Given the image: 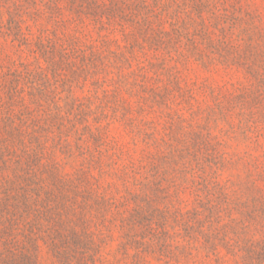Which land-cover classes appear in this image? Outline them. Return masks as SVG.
Wrapping results in <instances>:
<instances>
[{"label": "rangeland", "instance_id": "obj_1", "mask_svg": "<svg viewBox=\"0 0 264 264\" xmlns=\"http://www.w3.org/2000/svg\"><path fill=\"white\" fill-rule=\"evenodd\" d=\"M159 5L163 21L130 50L103 46L91 22L63 25L69 0H0V85L8 68L32 62V78L20 86L36 101L37 120L5 127L9 113L0 107V131L39 130L54 116L72 128V149L84 133L88 157L105 166L96 195L71 206L45 201L44 192L57 188L43 180L16 230L19 246L29 236L45 246L60 224L71 258L7 264H244L232 247L251 238L264 252V0ZM69 35L81 50L60 53ZM38 42L50 61L27 56ZM91 131L102 133L101 155ZM57 132L49 134L57 139ZM73 152L52 154L63 175L83 159ZM257 222L263 226L255 230Z\"/></svg>", "mask_w": 264, "mask_h": 264}, {"label": "trees", "instance_id": "obj_2", "mask_svg": "<svg viewBox=\"0 0 264 264\" xmlns=\"http://www.w3.org/2000/svg\"><path fill=\"white\" fill-rule=\"evenodd\" d=\"M69 0L70 11L66 19H62V24H74L75 26L86 25L89 22L97 26L103 46L115 43L117 47H126L130 50L141 47L138 39H144L149 30H154L153 24L158 21L159 25L162 8L159 5L161 0ZM162 6V7H160ZM161 9H159V8ZM155 13V14H150ZM135 24H137L135 26ZM179 32V27L175 28ZM118 33L122 36L117 38ZM158 33H166L158 29ZM28 37L20 40L23 44L28 43ZM125 41V45L120 41ZM36 49L28 53L35 62L50 61L48 53L44 50L43 44L38 42ZM60 53L77 51L80 49L78 37L69 35L60 44ZM81 50V49H80ZM118 55L115 52L114 56ZM28 62H18L14 68H8L3 76H8L7 82L1 83V87L7 89V100L0 99V107H4L9 115L6 117L5 127H9L14 122L36 126L37 120L33 119L35 100L25 98L22 93L20 80L22 77L32 78V71ZM3 87V88H4ZM62 123L55 118L51 122L40 127L39 130L29 131L23 128L6 129L0 131V264H7L5 258H71L70 251L66 247V241L60 240V224L51 234L50 242L43 246L39 243L37 236H29L27 242L19 246L16 241V230L22 221L33 212V197H39L43 180L50 181L56 190L45 191L47 197L45 201L60 199L57 204H64L62 200L75 204L79 198L84 200L96 195V188L99 186V175L104 172L105 166L99 158H89L87 150L81 145L80 140L84 133H80L75 142L74 149H78V154L83 157L76 170L67 175L60 172L61 163L56 161L52 154L57 148L68 156L74 155L69 146L71 144L72 128L63 130ZM55 127L57 139H54L49 131ZM54 129V128H53ZM84 134V135H83ZM94 140L98 153H103L104 140L101 132H90ZM107 144V143H105ZM44 160V164L40 163ZM117 163V160L114 161ZM94 171H98V176ZM60 189V190H59ZM71 197H65V194ZM84 200L79 207H82ZM37 202L36 204H38ZM50 204V203H49ZM54 208H56L54 206ZM65 213H69L63 208ZM48 212V210H47ZM43 211H38L37 216L42 217ZM263 226V222H257L255 230ZM112 236V234H109ZM235 250V251H234ZM234 254L242 252L244 264H264V252L259 253L256 240L251 238L240 247H232ZM9 263L14 264V260Z\"/></svg>", "mask_w": 264, "mask_h": 264}]
</instances>
